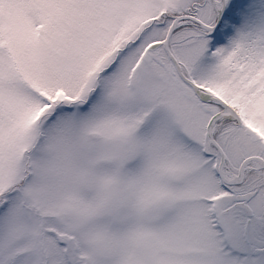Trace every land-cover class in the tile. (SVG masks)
Instances as JSON below:
<instances>
[{
  "label": "rangeland",
  "instance_id": "374dc122",
  "mask_svg": "<svg viewBox=\"0 0 264 264\" xmlns=\"http://www.w3.org/2000/svg\"><path fill=\"white\" fill-rule=\"evenodd\" d=\"M0 0V264H264V0ZM168 18L153 19L159 11ZM100 60V61H99ZM98 66L96 67V65ZM95 66V67H94ZM246 127L260 140L253 141ZM228 184V185H227ZM253 192L246 215L235 197ZM229 210L225 213V210Z\"/></svg>",
  "mask_w": 264,
  "mask_h": 264
},
{
  "label": "water",
  "instance_id": "95a60500",
  "mask_svg": "<svg viewBox=\"0 0 264 264\" xmlns=\"http://www.w3.org/2000/svg\"><path fill=\"white\" fill-rule=\"evenodd\" d=\"M222 1H223V8H224V6H225V0H222ZM221 15H222V9H221ZM221 15L219 16L218 21L216 22V24L214 26L207 25L204 22H202L199 18H197L195 16H192V15H181V16H178V17L175 18L173 24L169 28V31L167 33L166 38L163 41H161V42L153 43L150 46V48H156V47L163 46V48L165 49L166 53L168 54L170 60L174 64V67L176 69V72H177L178 76L182 79V81H184L186 84H188L193 89L194 93L202 101H214L217 104H220L222 106V108H223L222 111H220L218 114L214 115L210 119L209 124H208V127H207V132H208V137H209L210 142L215 145V147L219 150L220 155H221V161H220L219 168H218L219 169L220 176H221V178L225 182L230 183V184H233V183H235L237 181H235V182H233V181H226L225 178H224V176H223L222 167H223V163H224V160H225V154H224L223 150L220 148L219 144L213 138L212 133H211V128H212V126L215 124V122L217 120H219V119H221L223 117H226V116H229L233 120H236L238 124H241V119H240L239 115L236 113V111L229 104H227L226 102H224L222 99L200 91V88L194 82H192L191 80H189L183 74V72L180 69V64H179L178 60L176 59V57L174 56V54L170 51V49L168 47L169 41H170V38H171V35H172L173 31L177 28V26H179L180 24H182L181 22L189 21L191 23H195L198 26H200L202 29L207 30L208 31V35H210L219 26L220 20H221L220 19L221 18ZM245 132H246V134L250 135V137H251V139L253 141L260 140V136L254 130H252V129H250V128L247 127L245 129ZM257 159H259V158H257ZM250 160H252V158H249L248 160H246L245 162H243L242 168ZM242 168H241L240 173H239V176H238V178L240 180L242 179ZM251 197H252V194H250V193H245V194H242V195H240V196L237 197V200H238L237 207L245 210V212L247 213V215L249 217V220L247 221L246 226H245V236L246 237H248V232H249V229H250V218L253 216V211H252V209L245 202L248 201V200H250Z\"/></svg>",
  "mask_w": 264,
  "mask_h": 264
},
{
  "label": "flooded vegetation",
  "instance_id": "af4514ba",
  "mask_svg": "<svg viewBox=\"0 0 264 264\" xmlns=\"http://www.w3.org/2000/svg\"><path fill=\"white\" fill-rule=\"evenodd\" d=\"M219 112H220V111H219ZM219 112H218V113H219ZM218 113H216V114H218ZM216 114H215V115H216ZM226 117L229 118L231 121H235V120H233L232 118H230L229 116H226ZM221 119H222V118H221ZM221 119H219V120H221ZM219 120H218V121H219ZM212 145H213V144H212ZM221 148H222V147H221ZM224 153H225V152H224ZM249 158H252V160H250L249 162H247V163L243 166V168H242V164H243V162H245V161L248 160ZM257 158H259V159H257ZM220 161H221V156H220ZM256 161H260V162L262 163V166H260V167H258V168H259L260 170H262V172H261V173H262L261 176H262V181H263V185H264V156L261 155V153L254 154V155H250V156H248L247 158H245V159L242 161V163L240 164L237 174L233 177L232 180H228V181H233V182L237 181V182H235V183H233V184H230V183H228V184H229L230 186H242V185L246 182L247 177H248V175H249V172H250V169L248 168L249 165L252 164V163H254V162H256ZM225 162H226V154H225V160H224V163H225ZM219 163H220V162H219ZM224 163H223V165H224ZM218 166H219V165H218ZM241 168H242V179L240 180V179L238 178V176H239V173H240ZM218 173H219V171H218ZM219 177H220L222 183H224V184L226 185V182L221 178L220 173H219ZM238 179H239V180H238ZM238 181H239V182H238ZM228 184H227V185H228ZM245 193H250V194H252L251 199L245 202V203H246V204L252 209V207L250 206L249 203H250V201H251V200L253 199V197H254V193H253V192H242V193L237 194L236 197H235L234 205H235V207H236L237 209L242 210V211L245 213V215H246L245 226H246V223H247V221L249 220V217H248L247 213L245 212V210H243V209L237 207V203H238L237 197L240 196V195H242V194H245ZM228 211H229V210L227 209V210H225L224 212L227 213ZM252 211H253V209H252ZM253 216H254V211H253ZM253 216H252V217H253ZM252 217L250 218V227H251ZM245 226H244V236H245ZM249 231H250V229H249ZM248 235H249V232H248ZM245 237H246V236H245ZM248 239H249V238L246 237V241H247V242L249 241Z\"/></svg>",
  "mask_w": 264,
  "mask_h": 264
},
{
  "label": "trees",
  "instance_id": "16d2710c",
  "mask_svg": "<svg viewBox=\"0 0 264 264\" xmlns=\"http://www.w3.org/2000/svg\"><path fill=\"white\" fill-rule=\"evenodd\" d=\"M12 4H15V2H14V0H10L9 1V6H11ZM167 14V15H166ZM166 15V16H165ZM163 16H165L166 18H168V16H170V15H168V13H167V11H165V10H161V11H159V14H158V16H156V17H154L153 19L155 20V19H158V18H162ZM164 24V27L166 26V30H169V28L171 27V25H166V22L165 23H163ZM198 26V25H197ZM100 61V60H99ZM98 66V64L96 65V67ZM95 67V66H94Z\"/></svg>",
  "mask_w": 264,
  "mask_h": 264
}]
</instances>
